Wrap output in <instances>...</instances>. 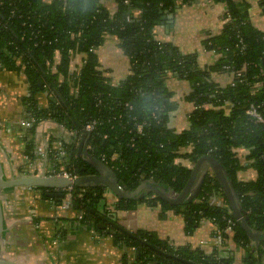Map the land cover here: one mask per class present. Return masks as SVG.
Segmentation results:
<instances>
[{"label": "trees", "instance_id": "1", "mask_svg": "<svg viewBox=\"0 0 264 264\" xmlns=\"http://www.w3.org/2000/svg\"><path fill=\"white\" fill-rule=\"evenodd\" d=\"M194 1L116 0V11L110 15L98 0H0V71L17 70L25 75L29 91L22 98L24 119H34L32 127L51 118L79 134V139L85 133L83 150L90 145L92 150L87 152L98 159L105 155L103 162L129 190L145 180L164 188L168 195L178 193L186 186L191 168L175 159L194 163L201 156L213 157L224 167L250 226L264 230V125L245 113L257 107L264 117V31L251 24L249 4L244 0H212L223 3L231 19L218 34L202 41L205 49L218 52L220 57L210 66L200 67L195 53L183 54L153 35V28L162 23L163 11ZM257 3L264 14V0ZM135 9L139 17L127 21L126 16ZM106 35L118 39L130 62L129 74L117 83L100 68L96 55ZM55 52L60 59L52 70ZM75 52L84 55L85 63L78 72L69 73V61ZM242 67L245 82L235 80L233 86H221L211 79L212 73H233ZM168 73L190 85L184 98L193 103L194 109L188 116V128L180 132L167 126L170 113L177 108L164 86ZM259 81L263 85L255 86ZM39 93L50 94L46 107H38ZM90 120L96 121L94 130L83 132ZM139 124L141 134L136 131ZM32 127L28 128L30 134ZM74 144L65 145L60 161L54 160L55 151L50 150L54 167L72 170L77 177L92 173L91 166L76 155ZM32 148L29 140L25 150L28 156H32ZM245 162L247 165H243ZM245 167L255 170L254 180L237 178L238 171ZM80 187L85 188L83 196L71 204L76 211H83L84 223L95 225L101 221L96 212L104 188L76 185ZM221 194L225 198L215 177L208 175L189 203L168 204L157 194L155 199L163 208L184 213L187 227L206 217L223 229L229 219L234 241L245 246L249 238L232 212L209 203L212 196ZM143 197L118 198L115 208L131 209ZM106 231L98 229L99 233L110 234L113 244L123 251L121 260L125 264H217L215 249L205 254L174 248L144 231H135L134 236L116 229L113 234ZM262 248L260 255L264 254ZM219 261L231 263L223 257ZM254 262L248 253L244 264Z\"/></svg>", "mask_w": 264, "mask_h": 264}, {"label": "crops", "instance_id": "2", "mask_svg": "<svg viewBox=\"0 0 264 264\" xmlns=\"http://www.w3.org/2000/svg\"><path fill=\"white\" fill-rule=\"evenodd\" d=\"M244 1L249 4L251 24L264 31V14L257 0ZM98 2L110 15L116 11V0ZM225 9L223 3L195 0L172 11L166 10L173 14L172 21L156 25L153 28L154 38L173 44L183 54L195 53L200 67L210 66L220 55L204 49L202 41L207 36L220 32V18ZM96 55L100 68L112 82L117 83L129 74V58L119 47L115 36L106 35L96 49ZM81 56L82 54L76 55L73 65L79 63ZM211 79L224 86L229 83L230 75L228 72L212 73ZM164 86L171 94L170 100L177 104V108L170 113L167 126L176 132L187 129L188 116L194 109L193 103L184 98L190 91L189 83L168 73ZM28 91V81L22 71H0V166L6 180L47 175L48 170L54 166L50 159V150L56 153L65 145L74 142L72 131L51 118L37 123L35 127L31 126L33 133H29L30 127L26 126L25 107L22 104V98ZM36 98L38 107L42 108L48 105L51 96L39 93ZM29 140L33 143L32 156L25 153ZM78 143L79 140L74 144L75 149ZM87 150L89 149L86 147L85 151ZM175 161L191 168L186 158H177ZM255 177L256 172L251 167H245L237 173V178L242 181L254 180ZM59 192L63 193V190L24 185L0 190L3 217L0 259L15 264H125L121 260L123 251L113 244L110 234L99 233L98 229L101 228L95 226L105 222L101 220L95 225L93 222L84 223L77 219L76 209L71 203L65 202L64 196L59 200L57 197L50 198L46 195ZM155 195L147 194L143 201L137 202L131 209L118 210L115 208L118 197L104 188V197L98 205V210L103 213H115L116 222L128 231L148 232L156 240L165 241L174 248L211 253L212 225L199 223L187 227L184 213L163 208L156 202ZM168 197L175 198L176 193ZM225 198L222 194L215 195L209 199V203L211 206L226 208L228 212H232L230 205L225 203ZM152 199L155 200L154 203ZM165 202L175 205L181 203ZM238 225L243 229L239 223ZM105 226L106 230L112 229L106 223ZM249 228L256 236L252 238L246 234L249 241L245 246L234 241L233 230L225 234L220 254L224 259L230 260V264H244L248 253L255 260L254 264H264V254L259 253L264 247L260 246L264 244V230L253 229L250 224Z\"/></svg>", "mask_w": 264, "mask_h": 264}, {"label": "water", "instance_id": "3", "mask_svg": "<svg viewBox=\"0 0 264 264\" xmlns=\"http://www.w3.org/2000/svg\"><path fill=\"white\" fill-rule=\"evenodd\" d=\"M173 14L166 10L162 12L161 20L166 24L172 21ZM264 70V60L262 62ZM86 134L83 133L79 139L77 145L76 154L82 156V159L94 170L92 173H87L83 176H78L73 181H70L64 177L55 176H26L14 180H6L2 175V168L0 166V190L5 187H15L18 185L24 186H42L53 189H63L70 183L74 185H84L88 187H102L112 192L118 198H142L146 194L155 193L162 199L169 202H191L198 194L202 181L208 175H213L217 180L224 196L227 199L228 204L232 208V213L236 217L238 223L245 230L246 234L252 238L256 236L255 232L251 231L247 221L245 211L242 210L239 200L232 189V184L226 176L224 167L213 157L205 155L199 157L191 168L190 175L186 186L182 192L175 198H169L166 193L163 192L164 188L154 184L152 181H142L136 188L129 190L128 186L123 182L122 179L118 178L116 173L111 167L103 163L100 159L93 156L91 153L83 150L84 139ZM195 188V191L191 189ZM50 198L57 197L59 200L63 198L64 194L59 193H47ZM96 214L102 221L110 225L112 229H107L109 233H114V229L123 231L128 235L134 236L133 232L128 231L120 224L116 222L115 213H103L97 209ZM2 209L0 204V236L2 233ZM96 227L106 229L105 224L99 223ZM0 264H15L6 260L0 259Z\"/></svg>", "mask_w": 264, "mask_h": 264}, {"label": "built area", "instance_id": "4", "mask_svg": "<svg viewBox=\"0 0 264 264\" xmlns=\"http://www.w3.org/2000/svg\"><path fill=\"white\" fill-rule=\"evenodd\" d=\"M212 1V0H210ZM125 3H129V0H124ZM139 10L135 9L132 11L131 14L126 16V20L129 21L131 18H136L139 17ZM222 21V28L224 27V25L226 23H228L231 19V16L229 15V13L226 11V9L223 11L221 18ZM221 28V29H222ZM241 42V41H240ZM204 48V47H203ZM205 49V48H204ZM207 50V49H206ZM211 52L219 54L218 52L211 50ZM77 54H82V53H73L71 55V59L69 61V73H74V72H78V70L82 67V65L85 63V59H84V55L82 54L81 59L79 61L78 64L73 65V60L75 59ZM58 57V61H56V58ZM60 59L59 53L55 52L54 53V57H53V62H52V66L51 69L54 70L55 66L58 64ZM230 75V81L228 84L230 85H234L235 84V80H238V82H242V81H246L245 80V67H242L241 70L236 71V72H228ZM263 85V81H259L257 82V84H255V86L260 87ZM252 93V92H251ZM245 113L247 115H249L251 118H253V120L257 123H261L262 125H264V117L258 113L257 111V107H251L249 109H247L245 111ZM45 119L40 120L38 123L43 122ZM35 123L34 119H30L26 121V126L27 127H31L33 126ZM96 125V121L95 120H90L88 122H86L83 126V132H92L95 128ZM136 131L138 134L142 133V124H139L136 126ZM71 135L73 138H75V144L76 141L79 140V134H76V132H71ZM87 148L89 150H92V147L90 145L87 146ZM65 149L62 147L61 150H58L55 155H53L54 160L56 161H60V157L64 154ZM264 156V154H263ZM116 155H113L112 158H115ZM100 160L103 162V160H105V155H100L99 156ZM106 164V162H103ZM190 163V162H189ZM247 163V162H246ZM107 165V164H106ZM191 166V168L193 167L194 163H190L189 164ZM110 167V166H109ZM47 176H55V177H64L69 179L70 181H73L75 178H77V176L74 174V172L72 170L66 169L64 167H54L52 166L49 170H48V174ZM63 193H64V199L65 202L71 203V201L75 198H81L85 192V188L80 187V188H76V185H74L73 183H70L69 185H67L65 188L62 189ZM64 207V206H62ZM76 217L78 220L82 221L83 219V211H77ZM199 223H206V224H210L212 225L213 229H212V235H211V246H212V250L215 249L217 250V255L215 256V260L217 262V264H220V258H221V254H220V248L222 245V242L224 240L223 236L224 234L230 232L232 230V224L233 222L230 221L229 219H227V226L223 229H220L217 224H215L213 219H209L206 217H202L199 221Z\"/></svg>", "mask_w": 264, "mask_h": 264}, {"label": "rangeland", "instance_id": "5", "mask_svg": "<svg viewBox=\"0 0 264 264\" xmlns=\"http://www.w3.org/2000/svg\"><path fill=\"white\" fill-rule=\"evenodd\" d=\"M184 188H182V190H183ZM182 190L180 191V192H178V193H176V196H178L181 192H182ZM192 191H195V188H193V189H191ZM156 196V195H155ZM179 197V196H178Z\"/></svg>", "mask_w": 264, "mask_h": 264}]
</instances>
